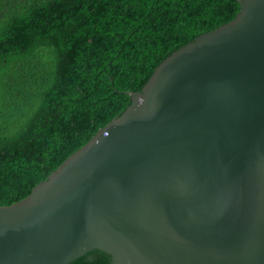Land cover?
Here are the masks:
<instances>
[{"label": "water", "instance_id": "1", "mask_svg": "<svg viewBox=\"0 0 264 264\" xmlns=\"http://www.w3.org/2000/svg\"><path fill=\"white\" fill-rule=\"evenodd\" d=\"M165 59L24 200L0 264H264V0Z\"/></svg>", "mask_w": 264, "mask_h": 264}, {"label": "trees", "instance_id": "2", "mask_svg": "<svg viewBox=\"0 0 264 264\" xmlns=\"http://www.w3.org/2000/svg\"><path fill=\"white\" fill-rule=\"evenodd\" d=\"M239 12L236 0H0V207L120 117L165 59Z\"/></svg>", "mask_w": 264, "mask_h": 264}]
</instances>
